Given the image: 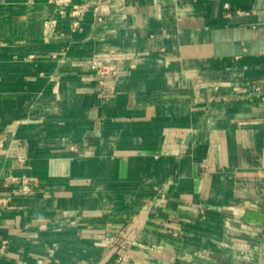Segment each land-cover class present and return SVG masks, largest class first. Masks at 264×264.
<instances>
[{
	"label": "crops",
	"instance_id": "obj_1",
	"mask_svg": "<svg viewBox=\"0 0 264 264\" xmlns=\"http://www.w3.org/2000/svg\"><path fill=\"white\" fill-rule=\"evenodd\" d=\"M101 17L0 0V264H264V0Z\"/></svg>",
	"mask_w": 264,
	"mask_h": 264
},
{
	"label": "built area",
	"instance_id": "obj_2",
	"mask_svg": "<svg viewBox=\"0 0 264 264\" xmlns=\"http://www.w3.org/2000/svg\"><path fill=\"white\" fill-rule=\"evenodd\" d=\"M55 3L60 5H65L69 7V12L72 17H74L73 25H77L78 17H80L85 11L91 9L96 20L100 21L102 19L101 13L105 9V3L108 0H97L91 5L87 2L74 1V0H53ZM89 67L98 78L100 84H104L110 77L117 76L120 72V66L117 61L112 56H93L89 62ZM21 190L28 191L29 186L25 181H23ZM2 247L5 246L6 241L2 242ZM127 254L123 253L119 255L116 259L118 264L125 263L127 261Z\"/></svg>",
	"mask_w": 264,
	"mask_h": 264
}]
</instances>
